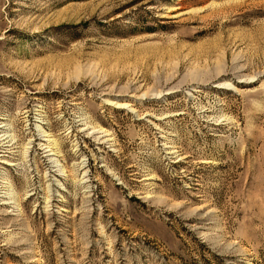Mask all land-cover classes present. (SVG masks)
Listing matches in <instances>:
<instances>
[{"label": "rangeland", "instance_id": "374dc122", "mask_svg": "<svg viewBox=\"0 0 264 264\" xmlns=\"http://www.w3.org/2000/svg\"><path fill=\"white\" fill-rule=\"evenodd\" d=\"M0 264H264V0H0Z\"/></svg>", "mask_w": 264, "mask_h": 264}]
</instances>
